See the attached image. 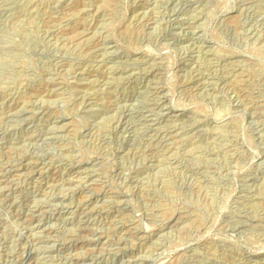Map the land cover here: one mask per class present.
Masks as SVG:
<instances>
[{"label": "rangeland", "instance_id": "rangeland-1", "mask_svg": "<svg viewBox=\"0 0 264 264\" xmlns=\"http://www.w3.org/2000/svg\"><path fill=\"white\" fill-rule=\"evenodd\" d=\"M0 264H264V0H0Z\"/></svg>", "mask_w": 264, "mask_h": 264}]
</instances>
